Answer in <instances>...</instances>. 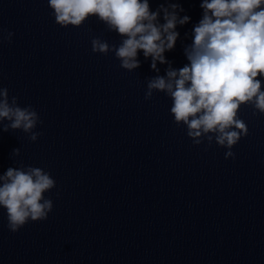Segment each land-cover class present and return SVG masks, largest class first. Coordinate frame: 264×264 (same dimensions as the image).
<instances>
[{
  "label": "water",
  "instance_id": "water-1",
  "mask_svg": "<svg viewBox=\"0 0 264 264\" xmlns=\"http://www.w3.org/2000/svg\"><path fill=\"white\" fill-rule=\"evenodd\" d=\"M201 2L149 0L157 26L175 11L179 35L166 63L138 50L128 71L114 51L126 37L95 16L62 27L48 0H0V86L42 121L35 142L0 124V175L33 166L56 182L45 220L13 232L0 207V264H264V113L240 107L248 133L226 158L214 136L193 143L166 92L145 99L150 80L190 63Z\"/></svg>",
  "mask_w": 264,
  "mask_h": 264
},
{
  "label": "clouds",
  "instance_id": "clouds-1",
  "mask_svg": "<svg viewBox=\"0 0 264 264\" xmlns=\"http://www.w3.org/2000/svg\"><path fill=\"white\" fill-rule=\"evenodd\" d=\"M55 22L62 27L81 26L90 16L103 22L110 31L126 37L114 48L120 66L128 71L139 67L138 50L145 57L166 63L163 53L171 50L179 35L175 29V11L165 9V23L157 26L158 12L150 11L149 0H48ZM175 10L179 5L173 3ZM203 18L194 27L190 63L178 70L169 69L168 79L157 76L147 84L145 99L152 90L171 97L174 122L187 126V135L194 144L213 136L218 145L229 149L247 135V124L238 116L240 107L251 104L264 113V0H202ZM183 9L181 8V11ZM190 17L179 20L185 24ZM166 34V35H165ZM13 33L9 32L10 38ZM0 39H3L0 37ZM92 51L107 54L109 45L99 38L91 41ZM9 121L3 124V121ZM42 123L31 106H20L18 98L0 86V124L2 130H22L35 142L41 132L33 131ZM14 149V154H19ZM55 180L41 167H9L0 175V207L6 209L8 228L16 232L26 223L45 220L53 209V201L44 193L55 187Z\"/></svg>",
  "mask_w": 264,
  "mask_h": 264
}]
</instances>
